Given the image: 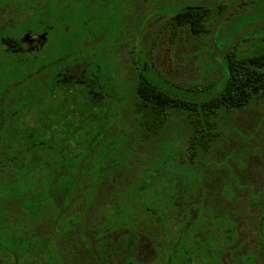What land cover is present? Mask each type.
I'll return each instance as SVG.
<instances>
[{"label":"rangeland","instance_id":"1","mask_svg":"<svg viewBox=\"0 0 264 264\" xmlns=\"http://www.w3.org/2000/svg\"><path fill=\"white\" fill-rule=\"evenodd\" d=\"M214 1L217 0H59L49 6L44 2L43 10L54 18L45 50L78 61L89 57L93 65L89 68L106 75L110 84L121 85L125 79L131 88L137 76H144L180 101L199 103L224 87L226 59L212 49L211 52L204 36L187 26L174 25L171 16L186 5H211ZM25 2L28 12L39 7L34 0ZM259 7L258 12L240 17L236 25L264 21V3ZM13 11L10 7L6 15ZM157 11V19H151ZM4 12V7H0V14ZM22 20H26L21 23L24 26L33 23L31 14ZM14 22L0 17V27ZM24 26H19L21 31L25 30ZM30 26L26 29L33 27ZM17 29L13 26L8 32L18 35ZM261 32L264 33V26L252 27L243 40ZM225 40L219 38L217 32L214 41L218 52L225 50ZM243 40L236 45L240 51L247 48L246 44L241 46ZM5 48V44L0 45V65H15L14 57L6 53ZM94 64L100 65V69ZM92 69L89 72L94 73ZM107 92V99L99 104L108 105L104 108L107 115L104 123L117 122L116 131L109 137L114 143L110 152L117 148L116 154L123 151L134 154L123 161L125 167H121L116 177L111 174L113 168L106 169L93 186L94 194L86 206L88 197L84 194L69 195L62 217L67 227L55 235L53 204L46 203L35 218L34 209L39 199L24 196L22 203L28 208L24 210L20 206L21 197H11L6 188L7 195L1 200L7 211L0 213V246L4 248L0 249V264H6V260L10 264H48L50 248L53 252L57 250L61 264H98L93 255L96 238L105 233L110 244L117 248L121 235L128 231L123 230L126 227L98 233L99 223L106 217L104 210L122 193L118 191L119 185L129 183V187L132 186L129 201L135 199L138 212L133 211L126 200L117 215L127 220L143 219L145 226L151 217L156 230L153 233L155 249L148 250L147 241L143 239L134 252L148 260L137 261L128 255V261L122 264H222V260L226 264L230 261L231 264H264L259 261L263 252L256 251L258 247L264 251V221L258 218L264 199V101L252 100L240 107L219 106L205 111L206 121L201 118V109L197 114L199 107H176L168 115L162 114L155 133L144 138L142 144L138 140L137 146L131 131L122 141L126 125L118 118L119 107L114 102L121 97L114 98L110 89ZM132 103L125 97V107L130 111H134L130 109ZM125 115H129L127 110ZM89 123L93 136L98 131V121L92 118ZM139 162L145 163L138 164L137 171L126 168L127 164L132 166ZM12 171V176H0V184H12L16 170ZM34 177L28 172L24 180L30 183L17 182L11 192L28 194ZM45 182L46 178L40 179V184ZM87 187H90L89 181L82 186ZM221 201L224 207L220 206ZM70 231L74 238L68 234ZM5 233H13L28 246L36 242L37 237L43 241L37 240L36 245L23 254L13 249L17 244L10 237L6 241ZM74 245L82 251L77 257L70 253Z\"/></svg>","mask_w":264,"mask_h":264},{"label":"trees","instance_id":"2","mask_svg":"<svg viewBox=\"0 0 264 264\" xmlns=\"http://www.w3.org/2000/svg\"><path fill=\"white\" fill-rule=\"evenodd\" d=\"M234 0H219L216 5L206 6L204 10H196V9H181L176 11L171 16V21L176 26H187L191 29L192 32H195L197 35L204 36L207 39V43L210 47L208 33L209 29L214 22V20L233 2ZM264 3V0H244L242 4H240L226 19H224L217 27L214 37L217 35L219 38L226 39L224 41L223 49H226L229 42L231 41L234 34L245 24L236 25L240 17H244L246 8L251 9L249 12H258L261 6ZM258 9V10H257ZM244 12L245 14H243ZM248 31L243 34L238 42H241L246 36ZM206 36V37H205ZM251 36V35H250ZM249 40H253L257 38L258 40H254V49L248 51L247 53L239 54V48H237V44L224 55L226 59V80L224 87L221 89L219 93H216L209 97L207 100L208 105H202L205 111L217 109L219 106H242L245 105L248 101L252 100H262L264 101V33H259L255 37H247ZM243 41H246V39ZM242 45V44H241ZM26 52V51H25ZM24 52V53H25ZM212 52V50H211ZM28 56V54H25ZM66 57V58H65ZM73 58V59H72ZM71 59L68 56L62 57V65L70 66L74 61H77L76 58L72 57ZM38 60V59H37ZM37 60L30 58L29 56L24 61L23 65H21V70L19 72L12 74V77H25L30 67H33L34 62ZM85 62L86 59L79 60ZM82 70L80 71L82 78L84 79L83 83L73 82V81H64L60 80L59 83L55 81L56 76L51 75L49 77V83H57L56 85L60 89V118H58V122H55L54 115L48 117L50 121H46L43 126V121L38 120V110L33 107L32 99L36 101L37 94L32 97H22V91L18 90V87L14 89L18 90V93L13 95L14 102L10 106H0V109L4 110L5 119L0 122V132L5 135H9L12 138L20 135H24L26 141L25 146L28 147L30 152H36L35 157L32 158L31 162L37 163L40 161L39 152L42 148H51L54 149L53 141L55 140L54 136L58 132L57 125L59 123L60 126V164H61V212L62 217L64 211L67 209V201L69 199V195H78L84 194L88 197L85 202V206L88 203V199L92 196L93 191H91L92 186H95L96 180H99L103 174L106 172V169L113 168L111 174L116 177L117 172L121 170V167H125L123 161L134 154L133 152H120L116 154V150L110 152L112 139H109L108 133L115 132L114 129L116 122H105L104 119L107 116L106 111L102 104H93L91 105L88 101L90 97V86L87 84L86 76H90L88 73L89 65L92 67V64L83 63ZM36 65V64H35ZM4 68L8 67V64L3 65ZM95 68L100 69V65H95ZM52 73H55V70H52ZM101 72L93 75L94 86L103 93V90L109 86V89L114 92L113 96H117L119 84L117 82L108 81L106 75ZM8 74H3L1 79L0 90L3 89V86L6 85L8 81ZM30 77V75H29ZM23 84L24 80L19 81L17 84ZM126 85V84H125ZM127 86V85H126ZM126 86H125V97L129 98L133 101V109L134 111L129 110V117L125 122V132L123 135L122 141L127 137L129 131L134 132L133 141H136L139 134V130L142 132H147L149 134L151 131L157 129L161 121H159V116L165 113H162L165 109L170 108L174 109L176 107H189L195 106L194 104H188L186 102L180 101L177 97L167 93L155 83H153L148 78L136 77L135 83L129 88L130 93L126 94ZM28 87L30 91H34V88H38V80L37 77L34 79L28 80ZM25 88V87H24ZM25 91V90H24ZM77 95V96H76ZM78 97V98H77ZM77 98V100H76ZM82 98L83 100H79ZM24 101H28V105H24ZM19 103H23L24 108L29 111L30 115L34 116V120H31L28 123V128L25 127H17L18 123H15L10 116L13 115L15 109L19 106ZM225 106V107H226ZM103 107V108H102ZM206 113V112H205ZM94 118L97 119L98 123L96 128L98 129L97 133L92 136L90 132V120ZM158 118V119H157ZM47 119V117H46ZM50 130L51 135L48 138L43 136V132ZM108 132V133H107ZM28 133V135H27ZM99 134V135H98ZM27 135V136H26ZM131 141V144L132 142ZM102 144V145H101ZM120 144V143H119ZM118 144V145H119ZM117 145V146H118ZM98 146H101L99 149ZM98 148V149H96ZM115 148V146H114ZM113 148V149H114ZM53 151V150H51ZM58 152L57 148L55 149ZM150 158V157H149ZM149 158L146 160L149 161ZM145 160V161H146ZM147 161V162H148ZM145 162L134 163L132 166L127 164L126 168H130V170H138V164H143ZM104 166V168L102 167ZM134 172V171H133ZM86 176H90L89 179ZM148 177V175H147ZM133 179V178H132ZM91 181L90 187L85 189L82 186L86 183V181ZM93 181V182H92ZM127 182V181H126ZM121 189H123L122 193H119V197L117 199L112 200L109 204L108 210H104L106 213V219L104 227L106 229H116L122 225V222L126 221L128 225H131L132 222L127 220L126 217L117 215L119 208H122V203L130 204L132 206V210L138 212V204L135 199L133 201H129L128 193H131L130 184H126V186L119 185ZM143 187V186H142ZM141 187V188H142ZM118 189V188H116ZM130 190V191H129ZM122 195V196H121ZM123 197V198H122ZM6 209L2 204H0V213H3ZM123 211V209L121 210ZM107 214L110 216L107 217ZM123 214V213H122ZM120 216V218L118 217ZM73 220V219H72ZM64 218L62 221V225L64 222ZM126 224V225H127ZM4 226V224L2 223ZM63 229L67 226L63 225ZM5 228L7 226L5 224ZM6 241L10 237L11 241L16 242V247L13 249H17L19 253L27 252L28 246L20 242V240L13 235V233H5ZM4 236H2V239ZM0 249H4L1 248ZM10 252V251H9ZM110 253V252H109ZM128 261V258L125 259ZM125 261V262H126ZM6 264H10L9 260H6Z\"/></svg>","mask_w":264,"mask_h":264},{"label":"flooded vegetation","instance_id":"3","mask_svg":"<svg viewBox=\"0 0 264 264\" xmlns=\"http://www.w3.org/2000/svg\"><path fill=\"white\" fill-rule=\"evenodd\" d=\"M44 2L48 3V6H49L51 3H59V0H34V4L36 3L39 7L35 10H32V12L31 11L28 12L25 10V7H24L26 3L25 0H0V7H4V11H5L3 14H0V17H4L9 21H15L14 23L4 24L3 27H0V45L1 44L6 45L5 52L8 54H11L14 57L12 60H14L15 62V65L11 63H7L8 67L6 68L0 65V85L2 84L1 83L2 75L3 74L9 75L7 78L8 81L6 82V85H4L3 89L0 90V106L5 107V106L12 105L14 102L13 95L17 94L18 90L22 91L21 93L22 97H25V98L30 97V96L34 97L37 94L38 98L36 99V101L32 99V104L34 108H37L38 113H39L38 120L43 121V126H45L44 123L46 121L47 122L50 121L48 117L51 115H54L55 122L56 121L58 122V118H60L59 108L61 104V100H60L61 93H60V89L58 88L56 84L59 83L60 80L83 83L84 81V79L82 78L83 74L80 73V71L83 68L82 66L84 65L83 63L91 64V61H89L88 59L89 57H87L86 61L83 63L82 61L77 60V61H74L70 66H63L62 61H61L63 57L62 55L57 54L56 52L50 53L45 50V47L49 43L48 42L49 37L47 33L48 31L50 32L51 29L54 27V18H52V15L50 13H46V10L45 11L43 10V7H44L43 4H45ZM218 2L219 0L214 1L212 4L216 5ZM211 5H207L203 3L197 6L187 7L186 5L184 9L185 10L196 9V10L201 11V10H204L206 6H211ZM10 7L14 8V11L11 15L9 14L6 15V12L8 11ZM250 10L251 9L246 8L245 13H248ZM242 13L245 14L244 12ZM30 14L32 16L31 21H33L31 26L28 24L26 26L21 25L22 22L26 23V20L23 21L22 19L25 16H28ZM157 16H158V11L155 12L154 16L151 19L155 20L157 19ZM16 20L18 22H16ZM13 26L19 28L17 29L19 30L18 35L10 34L8 32V30ZM19 26H24L26 28L28 26L30 27L33 26V27L31 29L25 28V30L21 31ZM34 27H38V30L37 29L34 30L35 29ZM249 39L250 38H247L246 41L242 43V45L244 46L247 45L248 51H250L251 47H253L254 40H258L257 38L253 40H249ZM238 41L236 42V44L238 43ZM247 48L245 49L244 47L242 51H239L238 53L239 54L247 53L248 52ZM0 53L2 52L0 51ZM25 54H28V56L32 59H35V60L38 59V60L34 62L33 67H30L25 77H19V76L12 77L11 75L14 74V72L17 73L19 72V70H21V65H23L24 61L28 57ZM53 69L55 70L54 74L52 73ZM92 70L94 71V69ZM88 73L90 74V76H86L87 84L90 86L89 87L90 97L88 101L91 105L95 103L97 104L102 103V101L107 99L108 97L107 89H109V86H107V88L103 90V93L100 92V90H98V88L94 86L93 75H95V71L94 73H92V72H89L88 70ZM51 75L56 76L55 81H57V83H49L48 79ZM66 75H69V76L65 77ZM36 77L38 80V88H34L35 92H33L29 90L28 80L34 79ZM21 80H24V83L17 84ZM125 84H126V81L124 79L123 83L119 85L118 87L119 95L117 94V96L118 97L120 96L121 98L117 99L116 98L117 96L114 97L116 98V100L114 99L115 100L114 102H116L117 106L119 107V109L117 110L118 118L119 119L121 118L124 124L127 118L129 117V115H127V117L125 115L126 110L129 113L127 106L125 107V95H124L125 94L124 89L126 86ZM15 87H18V90L14 89ZM121 88H123L122 90L123 94L121 93ZM122 96H124V99H122ZM208 103H207V100H201L199 103H192L194 105H197V107H199V112L197 111V114L198 113L200 114V109L202 110L201 113H203V115L201 118L204 121H206V115H205L204 108L208 105ZM21 104L19 103V106H22V107L16 108L15 112L13 113V115L10 116V118L15 123H18L17 127L28 128V123L31 120H34L35 118L33 115L29 114V111L26 110V108H24V105L26 104L28 105V101H24V105H21ZM202 105H205V107L202 108L203 107ZM103 106L108 107V105H103ZM171 110L173 109L167 108L162 113H165V115H168L167 113ZM3 112L4 110L0 109V122H2L5 119V115ZM57 129L59 130L55 134L54 136L55 140L53 141L54 149L46 148V147L42 148L38 154L40 161L37 163L31 162L32 158L35 157L36 152H30L28 147L25 146L26 139L24 138L25 137L24 135L19 134L18 136L12 138L8 134L5 135L0 132V152H2L0 153V176L1 175L12 176L13 175L12 170L13 169L16 170V175L14 176V181H12L11 185L5 186L6 184L3 185L4 183L0 184V204H2L7 211L5 204H3L1 200L4 199L8 193V195H10L11 197H21V201H20L21 208H23L24 210H28V208L22 203V198L27 195L36 196L39 199V203L37 207L34 209L35 218L39 217L38 211L44 208L46 206V203L53 204L56 210L55 224L53 227L54 235L56 233H61V231L63 230L61 204L59 203L60 198H61V185H60L61 164H60V152H59L61 133H60L59 123L57 125ZM155 131L156 129L154 131H151L149 134H146L147 132H142L141 130H139V132H137V134L139 135L136 139L137 141L136 145L138 146V140L140 144L144 143V141L148 139L149 136H152L155 133ZM111 133L110 132L108 133V136H107L108 138L110 137ZM50 135H51L50 130L43 132V136L45 138L50 137ZM201 147L204 148L203 146ZM56 148L58 152L55 151ZM102 167L104 168V166ZM28 172H31V174L35 176L33 181H31L32 186L28 189V192H27L28 194L11 192V190L15 187L14 184L17 182H21L22 184L30 183V181L24 180V177ZM43 177L46 178V182L40 184V179H42ZM97 181L98 180L95 181L96 184H97ZM89 184H92L90 180H89ZM123 186H126V185H123ZM121 188L119 187L118 191L122 192L123 189ZM4 190H7L8 192L5 193ZM91 191H93L92 193L93 195L94 194L93 186H92ZM254 202L256 204L260 203L259 201H254ZM261 203L262 205L260 208L261 210L258 212L259 214L258 218L263 219L264 221V204H263L264 199L262 200ZM222 204H223V201L220 202V206L224 207L222 206ZM244 213L245 212H242L243 215ZM105 219L99 223V225H101V229H98L100 230L98 232L99 234H101V232H109L108 230L118 229V228L106 229L104 227ZM147 220H148L147 222L148 224L146 223L147 226L144 225L143 219H140V218L137 219L136 221L134 219L130 220L132 222L131 225H128L126 221L122 222V225L124 224L125 225L119 226V228L128 227L126 229H123L124 231L126 230L128 231L124 232L122 235L120 234L121 241L119 242L117 246V248L119 249L113 247L114 246L113 244H110V241H109L110 238L105 237L106 235L105 233L98 236L96 238V242H95L94 250H93L94 252L93 255L95 259L97 260V263L98 264H122L126 261L125 259L126 257H128V255H132L137 261H147L148 259L143 260L142 257L139 256L140 254H138L137 256V254L134 252L140 246L143 239L147 241L146 245H148V250L155 249V235L153 233H156V230L153 227L154 220L151 219V217ZM68 234L70 235L71 238L72 237L74 238L73 232L70 231ZM82 238L83 237H81V240ZM75 239H78V238H75ZM37 240L43 241L41 237H37ZM37 240L32 245H29V246L27 245L28 246L27 251L31 249L30 247H34L36 245ZM85 245L87 244L85 243ZM80 250L81 249L79 248V246L74 245L72 248H70V253L72 254L73 257H77L79 254L78 252H80V254L82 252ZM256 251L263 252L259 256L260 257L259 261L264 263V251L260 247H258ZM47 263L48 264H61V260L57 254V250H55L54 252L52 248L48 250ZM221 263L226 264L223 260L221 261ZM229 264H231V261Z\"/></svg>","mask_w":264,"mask_h":264},{"label":"water","instance_id":"4","mask_svg":"<svg viewBox=\"0 0 264 264\" xmlns=\"http://www.w3.org/2000/svg\"><path fill=\"white\" fill-rule=\"evenodd\" d=\"M243 0H234L212 23L209 33H208V38H209V43L211 49L217 53L220 56L226 55L230 50L233 48V46L236 44V42L240 39V37L250 28L262 25L264 26V21H254L246 24L243 26L241 29L238 30V32L232 37L231 41L229 42L228 46L226 49L222 52H218L215 47V41H214V34L216 32V29L218 25L226 19L237 7L239 4L242 3Z\"/></svg>","mask_w":264,"mask_h":264}]
</instances>
